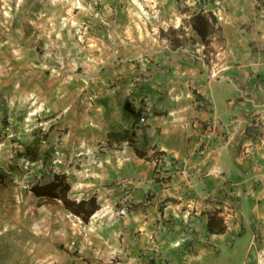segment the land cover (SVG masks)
Returning a JSON list of instances; mask_svg holds the SVG:
<instances>
[{
  "label": "crops",
  "instance_id": "crops-1",
  "mask_svg": "<svg viewBox=\"0 0 264 264\" xmlns=\"http://www.w3.org/2000/svg\"><path fill=\"white\" fill-rule=\"evenodd\" d=\"M206 2L218 19L207 40L192 28L184 38L196 44L181 40L175 50L167 43L153 49L147 68L154 78L143 96L154 110L135 142L120 145L122 157L106 159L95 178L64 171L70 197L95 194L101 207L125 195L130 214L103 224L82 219L85 226H72L84 236H74L67 218L76 214L61 200L42 205L51 212V226L64 225L68 250L56 264H264V0ZM137 3L154 18L147 34L190 24L195 10L182 9L181 0ZM8 87L0 82L6 109ZM68 97L69 147L82 140L95 147L99 138L106 144L111 130H127L134 120L135 110L106 92ZM94 123L99 130L89 127ZM207 192L235 206L240 223L233 230L225 223L222 233L208 231L203 213L214 208ZM138 203L143 206H133Z\"/></svg>",
  "mask_w": 264,
  "mask_h": 264
},
{
  "label": "rangeland",
  "instance_id": "rangeland-1",
  "mask_svg": "<svg viewBox=\"0 0 264 264\" xmlns=\"http://www.w3.org/2000/svg\"><path fill=\"white\" fill-rule=\"evenodd\" d=\"M181 1L186 11L190 5L192 13L200 9ZM150 18L137 0H0V82L12 88L7 109L0 104V264H56L66 255L61 221L48 222L51 212L39 205L33 182L69 169L92 179L106 159L122 157L120 146L108 150L102 138L94 140L95 147L83 140L69 147L68 95L97 98L106 92L148 118L153 102L133 93L147 86L137 85L135 77L149 74L153 81L154 70L147 68L153 49L167 43L175 50L181 40L197 43L184 38L191 21L181 25L183 31L179 26L147 34ZM89 127L99 130L95 123ZM39 131H49L40 140L39 159L22 157ZM67 219L71 234L84 236L74 233L75 217Z\"/></svg>",
  "mask_w": 264,
  "mask_h": 264
},
{
  "label": "trees",
  "instance_id": "trees-1",
  "mask_svg": "<svg viewBox=\"0 0 264 264\" xmlns=\"http://www.w3.org/2000/svg\"><path fill=\"white\" fill-rule=\"evenodd\" d=\"M207 1V0H205ZM191 24L193 28L200 34V36L207 40L209 34L213 31L214 26L218 23L217 16L209 8L204 6L200 7L193 15L191 16ZM171 30V28H170ZM177 31V29H173ZM179 31H183L181 26ZM163 33V31H162ZM144 92L148 93L149 89H141L137 93H133L137 98L140 97ZM133 122L129 129L120 131V130H111L107 135L106 147L112 148L120 146L124 143H134L136 140V132L140 129L138 124L141 117V111L138 109L132 111ZM36 137L34 141L30 144H27L23 151L19 154L22 157H27L32 161H37L40 155V140H46L49 136V131L35 133ZM37 136H41L40 139ZM156 166V172H157ZM168 176H157L156 180L162 181L169 178ZM31 190L40 198L39 205L45 203H57L58 200H61L64 206L73 212L74 214L80 216L83 220L88 222L91 216L100 208V204L97 202V197L95 194L88 196L87 198L75 199L70 197L71 183L68 181L65 173L54 172L50 180L46 182L36 181L31 185ZM150 196H148L149 198ZM134 207L138 208L143 206V204H135ZM205 214L208 218V231L212 233H222L226 230V224L223 217L219 214L218 209H212L211 211H205Z\"/></svg>",
  "mask_w": 264,
  "mask_h": 264
},
{
  "label": "built area",
  "instance_id": "built-area-1",
  "mask_svg": "<svg viewBox=\"0 0 264 264\" xmlns=\"http://www.w3.org/2000/svg\"><path fill=\"white\" fill-rule=\"evenodd\" d=\"M191 1L194 5H197L198 8L204 6L205 8L207 7V2L205 0H187ZM208 8V7H207ZM215 29L218 28V24L214 26ZM136 79V84L137 85H150L151 82V77L148 74H142L137 77ZM118 86L114 88L113 91L117 90ZM145 101L150 102L149 98L145 97ZM56 117H54V120ZM147 121V118L144 116H141L139 119L138 124L140 126L144 125ZM263 131H264V125H263ZM261 141H264V137L262 136ZM205 180L202 179L201 183L205 184ZM125 189H127L126 185H124ZM207 199L212 203V207L214 209L219 210V214L221 217H223L224 222L232 228V230L236 227V225H239L240 223V216L236 213L235 206L233 204H228L226 202L221 203L218 199V197L212 193V192H207L206 193ZM132 210V205L131 202L128 201V198L124 195L123 198L120 199V202L116 204H112L110 202H106L105 204L101 205V207L91 216L90 218V223H97V224H103L105 221H111L115 220L121 217H125L130 214ZM75 220L72 222V225L74 227L79 226L80 224L82 225L84 222L81 217L75 215ZM116 264H127V263H122L121 261H115ZM264 262V261H263Z\"/></svg>",
  "mask_w": 264,
  "mask_h": 264
}]
</instances>
